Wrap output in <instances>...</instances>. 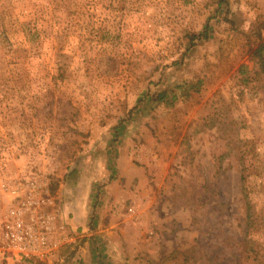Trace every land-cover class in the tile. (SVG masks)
I'll return each instance as SVG.
<instances>
[{"label":"rangeland","instance_id":"1","mask_svg":"<svg viewBox=\"0 0 264 264\" xmlns=\"http://www.w3.org/2000/svg\"><path fill=\"white\" fill-rule=\"evenodd\" d=\"M261 42L264 0H0V167L75 222L59 264H264Z\"/></svg>","mask_w":264,"mask_h":264},{"label":"built area","instance_id":"2","mask_svg":"<svg viewBox=\"0 0 264 264\" xmlns=\"http://www.w3.org/2000/svg\"><path fill=\"white\" fill-rule=\"evenodd\" d=\"M46 187L32 165L0 167V191L10 197L0 219V264H58L61 251L77 245V234L50 209Z\"/></svg>","mask_w":264,"mask_h":264},{"label":"trees","instance_id":"3","mask_svg":"<svg viewBox=\"0 0 264 264\" xmlns=\"http://www.w3.org/2000/svg\"><path fill=\"white\" fill-rule=\"evenodd\" d=\"M219 4L222 5L223 3H227L228 0H218ZM252 57L258 58V63L260 65V70L264 71V42H261L255 49H250ZM159 99L163 100L166 97V93H160ZM176 96L174 95V98Z\"/></svg>","mask_w":264,"mask_h":264},{"label":"crops","instance_id":"4","mask_svg":"<svg viewBox=\"0 0 264 264\" xmlns=\"http://www.w3.org/2000/svg\"><path fill=\"white\" fill-rule=\"evenodd\" d=\"M60 215V214H59ZM64 220H66V222L68 223V225H69V227L70 228H73V229H75L76 230V227H75V222L73 221V219H70V217L69 216H62V215H60ZM82 249H83V247H82ZM81 254L85 257V261H86V263L85 264H90L89 263V260L91 259V257H90V251L89 250H87V249H83L82 251H81ZM60 257V256H59ZM59 261H61L60 259H58ZM97 262H99V261H97ZM59 264V263H58ZM101 264V263H100Z\"/></svg>","mask_w":264,"mask_h":264}]
</instances>
